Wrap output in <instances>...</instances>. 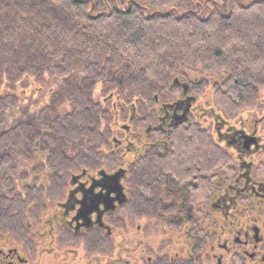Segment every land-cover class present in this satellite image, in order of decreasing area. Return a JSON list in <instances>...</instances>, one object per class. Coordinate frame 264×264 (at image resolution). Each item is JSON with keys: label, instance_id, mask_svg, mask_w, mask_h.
Listing matches in <instances>:
<instances>
[{"label": "flooded vegetation", "instance_id": "obj_1", "mask_svg": "<svg viewBox=\"0 0 264 264\" xmlns=\"http://www.w3.org/2000/svg\"><path fill=\"white\" fill-rule=\"evenodd\" d=\"M133 86L96 92L61 139L18 135L15 163L0 143V264H264V112Z\"/></svg>", "mask_w": 264, "mask_h": 264}, {"label": "trees", "instance_id": "obj_2", "mask_svg": "<svg viewBox=\"0 0 264 264\" xmlns=\"http://www.w3.org/2000/svg\"><path fill=\"white\" fill-rule=\"evenodd\" d=\"M82 52L118 64L135 84L212 87L231 118L264 111V0H0L5 148L50 121L64 100L49 65ZM82 82L95 99L94 82ZM94 102L84 108L95 116Z\"/></svg>", "mask_w": 264, "mask_h": 264}, {"label": "rangeland", "instance_id": "obj_3", "mask_svg": "<svg viewBox=\"0 0 264 264\" xmlns=\"http://www.w3.org/2000/svg\"><path fill=\"white\" fill-rule=\"evenodd\" d=\"M77 59L78 60H76V62H73L72 64H70L69 62L70 60H67L66 62L61 61L56 64L53 63V65L50 64L49 69L47 71V74H49L50 73L49 70L51 69V67H53L51 70L52 73L55 72V74L61 77L60 79H58V81H55L53 79L51 83L52 84L56 83L55 86H57V88L60 90L59 99L60 98L63 99L64 104L59 105L60 104L59 102L58 103L59 106L57 107L58 109L56 108L52 116H50L51 120L48 121V123L46 124L41 122L42 124L40 126L42 130L46 129L49 126L53 131V133L59 139H61L63 135L67 133V130H65L64 126L69 122L71 117L74 116L75 118H77L80 115V116H84L87 119H93L96 116L90 114L89 112L87 113V110L84 108V106L86 107L87 105L90 104L91 100L96 101V98L92 99V95L91 96L89 95L90 96L89 97L87 94V90H84L82 88L81 86L83 84L82 79L88 80L89 78V80L94 82L93 91L95 93L96 92L103 93L106 87L108 88L110 85L114 86L117 89H120L124 93H130L131 91H133L132 88L134 87L133 85H136V84L132 85V82H129L128 84L123 83L124 78H128L129 80H131L133 75L131 73L128 75L126 71L120 69L118 64H115L113 61L107 62L106 59H100L98 58L97 55H94V53L86 54L83 52L78 56ZM74 75L81 76V78L80 79L75 78ZM132 79L135 80L136 78H132ZM111 81H114L115 84H113V82ZM70 83L72 86H70ZM139 85H143V84L139 83ZM53 88L56 87L53 86ZM263 97H264V91H263ZM79 103L81 105H78ZM83 109H84V113H79ZM263 112L264 111L260 112V115H262ZM239 116H244V117L247 116V111L241 112ZM231 121L233 122V120ZM260 128H261L260 134H263L264 125L263 127L260 126ZM45 134H46L45 131L43 132L41 131V132H36L34 136H36L37 139L40 140L42 144L46 145L47 141ZM24 137L26 136L25 135L22 136L21 140H19V137H17L18 143L19 141H22L23 143L22 146H19L17 143L16 145L10 144L5 148L6 150L11 149L13 153H16L12 157V162L14 163L16 161V158L19 157L20 153H24L26 151L25 148L27 149L28 147L26 144L30 142L29 140L27 141L26 138ZM34 140L32 141L33 143ZM21 150H23V152ZM6 152L8 153V151ZM261 160H264V154L261 155Z\"/></svg>", "mask_w": 264, "mask_h": 264}]
</instances>
